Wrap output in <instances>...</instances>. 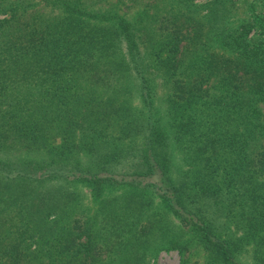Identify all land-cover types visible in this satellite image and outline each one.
I'll use <instances>...</instances> for the list:
<instances>
[{"label":"trees","instance_id":"trees-1","mask_svg":"<svg viewBox=\"0 0 264 264\" xmlns=\"http://www.w3.org/2000/svg\"><path fill=\"white\" fill-rule=\"evenodd\" d=\"M166 239L264 264V0H0V264Z\"/></svg>","mask_w":264,"mask_h":264},{"label":"rangeland","instance_id":"rangeland-1","mask_svg":"<svg viewBox=\"0 0 264 264\" xmlns=\"http://www.w3.org/2000/svg\"><path fill=\"white\" fill-rule=\"evenodd\" d=\"M196 3H202L207 0H194ZM145 180H152L153 178L145 179ZM154 203H157V200H154ZM149 213H151L153 218L162 217V211L159 207H156L155 209H152ZM163 218V217H162ZM174 223H176L175 219H173ZM159 225H162L161 223ZM166 230L170 231L168 226H158L157 231L154 233L153 238L157 237V234L160 233V231ZM169 233L164 232L163 235H168ZM160 233V236H163ZM187 236V235H186ZM188 239V236L186 237ZM156 239L150 241L149 240V247L154 248L153 245L157 244ZM149 251L148 254V263L149 264H178L180 259V254L175 248H172L167 244V239L163 242H160L159 245H157V248L155 250ZM186 255H188V259L191 264L194 263H202L203 262V252L193 243H191V246H189L188 251L186 252ZM238 260L240 264H255L254 261L251 258L250 253V247L247 246L239 255Z\"/></svg>","mask_w":264,"mask_h":264}]
</instances>
